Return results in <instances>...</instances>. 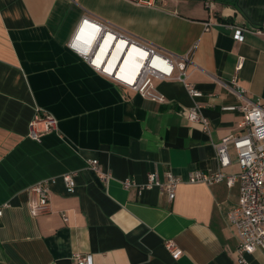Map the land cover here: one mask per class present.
I'll list each match as a JSON object with an SVG mask.
<instances>
[{
	"label": "crops",
	"instance_id": "1",
	"mask_svg": "<svg viewBox=\"0 0 264 264\" xmlns=\"http://www.w3.org/2000/svg\"><path fill=\"white\" fill-rule=\"evenodd\" d=\"M85 17L174 54L196 45L189 81L203 95L162 80L166 100L152 101L94 69L71 46ZM211 20L261 32L237 38L224 26L207 28ZM214 76H237L264 107V0H0V205L10 204L0 216V264H78L77 253L92 254L93 264H238L228 214L239 182L187 181L193 169L217 170L214 143L244 131L239 111L222 110L241 100ZM196 102L210 133L188 118ZM38 112L58 119L41 141L28 136ZM229 152L224 171L236 174ZM93 158L102 175L88 167ZM154 172L163 181L168 172L182 177L173 200L158 186L140 189ZM65 173H75L74 192ZM40 182L50 185L51 210L33 216L30 190ZM247 260L264 264V249Z\"/></svg>",
	"mask_w": 264,
	"mask_h": 264
},
{
	"label": "built area",
	"instance_id": "2",
	"mask_svg": "<svg viewBox=\"0 0 264 264\" xmlns=\"http://www.w3.org/2000/svg\"><path fill=\"white\" fill-rule=\"evenodd\" d=\"M134 1L146 5L156 4V0ZM86 23L90 25L86 29L85 37L80 41L79 35ZM206 25L207 28L212 25L224 26L232 30L237 38H242L244 32H261L259 29L227 24L218 20H211ZM94 26L96 27L94 28ZM79 27L80 30L74 36L71 46H74L94 69L109 75L121 85L137 91L144 98L152 101H165L166 96L159 91L157 86V82L162 80L183 82L188 93L194 98L203 95V92L189 81L188 66L193 63L192 55L196 45L186 54L178 55L150 43L138 41L108 25L86 17L83 18ZM104 45L107 46V49L101 54ZM132 48L135 49L134 59L123 68L125 60H123V56L125 54L127 56ZM115 53L120 54L116 61L113 60ZM242 60L237 65V71L242 68ZM214 79L218 84L235 93L241 100L238 105L222 106V110L239 111L241 113L239 125L244 131L240 135H230L214 143L219 164L217 170L206 172L201 169H193L188 173L187 181L189 183L213 184L225 180L228 185L239 182V200L230 210L228 217L239 237L237 262L238 264H247V255L254 253L257 249H264V107L259 100L252 98L246 88L241 86L237 76H234L229 82L215 76ZM188 118L202 124L205 131L211 132L209 119L204 114L201 103L196 102L190 107ZM57 125L58 119L54 115L38 112L29 122L28 136L32 140L41 141L43 136L55 130ZM230 146L234 147L240 166V171L236 174H227L224 171L231 164ZM87 164L100 175L103 174L97 158L89 159ZM62 178L67 190L74 192L77 186L75 173H65ZM183 181L181 176L172 172H168L167 179L163 181L159 174L154 172L148 174L147 183L141 185L140 189L158 186L170 200H173L178 186ZM124 184L126 187H130L134 183L131 179H126ZM30 191L34 194L29 202L31 215L48 213L51 210L49 183H37ZM9 205V203L0 205V216L3 215L5 207ZM64 219H68L65 214ZM166 247L172 252L173 257L180 254V250L175 247L173 242L167 241ZM74 256L78 264H93L92 254L77 253Z\"/></svg>",
	"mask_w": 264,
	"mask_h": 264
},
{
	"label": "bare ground",
	"instance_id": "3",
	"mask_svg": "<svg viewBox=\"0 0 264 264\" xmlns=\"http://www.w3.org/2000/svg\"><path fill=\"white\" fill-rule=\"evenodd\" d=\"M89 25H90L89 23H86V24L84 25L83 29L81 30V33H80V35H79V40H80V41H81V39H83V38L85 37L86 29L89 27ZM92 27H93V26H92ZM95 27H96V26H94V28H95ZM102 49H103V50H102L101 54H103V53L106 51L107 46L104 45ZM119 56H120L119 53H115L113 60H114V61L118 60ZM134 56H135V49L132 48V49H130L129 54L127 55V57L125 58L122 67L125 68V67H126V66H127V65H128L133 59H134Z\"/></svg>",
	"mask_w": 264,
	"mask_h": 264
},
{
	"label": "water",
	"instance_id": "4",
	"mask_svg": "<svg viewBox=\"0 0 264 264\" xmlns=\"http://www.w3.org/2000/svg\"><path fill=\"white\" fill-rule=\"evenodd\" d=\"M79 30H80V27L78 28V30H77V32L76 33H78L79 32ZM127 56H126V54L123 56V60L126 58Z\"/></svg>",
	"mask_w": 264,
	"mask_h": 264
}]
</instances>
